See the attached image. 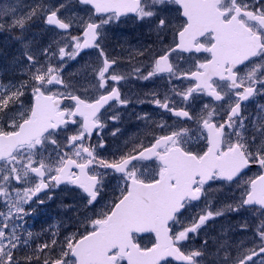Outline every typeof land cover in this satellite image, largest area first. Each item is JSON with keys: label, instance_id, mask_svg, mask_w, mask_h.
<instances>
[{"label": "snow or ice", "instance_id": "obj_1", "mask_svg": "<svg viewBox=\"0 0 264 264\" xmlns=\"http://www.w3.org/2000/svg\"><path fill=\"white\" fill-rule=\"evenodd\" d=\"M0 264H264V0H0Z\"/></svg>", "mask_w": 264, "mask_h": 264}, {"label": "flooded vegetation", "instance_id": "obj_2", "mask_svg": "<svg viewBox=\"0 0 264 264\" xmlns=\"http://www.w3.org/2000/svg\"><path fill=\"white\" fill-rule=\"evenodd\" d=\"M120 31L127 33V32L131 31V28L130 27H125V28L120 29Z\"/></svg>", "mask_w": 264, "mask_h": 264}]
</instances>
